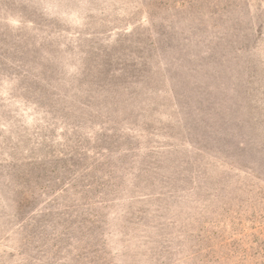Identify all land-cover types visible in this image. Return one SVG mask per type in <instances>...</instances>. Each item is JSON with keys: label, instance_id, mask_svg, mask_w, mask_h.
<instances>
[{"label": "rangeland", "instance_id": "1", "mask_svg": "<svg viewBox=\"0 0 264 264\" xmlns=\"http://www.w3.org/2000/svg\"><path fill=\"white\" fill-rule=\"evenodd\" d=\"M0 264H264V0H0Z\"/></svg>", "mask_w": 264, "mask_h": 264}]
</instances>
